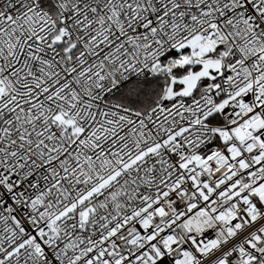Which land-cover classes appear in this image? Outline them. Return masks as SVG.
Segmentation results:
<instances>
[{
  "label": "snow or ice",
  "instance_id": "1",
  "mask_svg": "<svg viewBox=\"0 0 264 264\" xmlns=\"http://www.w3.org/2000/svg\"><path fill=\"white\" fill-rule=\"evenodd\" d=\"M0 264H264V0H0Z\"/></svg>",
  "mask_w": 264,
  "mask_h": 264
}]
</instances>
